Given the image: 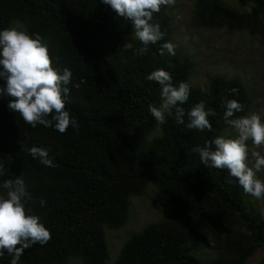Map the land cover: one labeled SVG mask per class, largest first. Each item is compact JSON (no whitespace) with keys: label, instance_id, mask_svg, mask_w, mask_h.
I'll list each match as a JSON object with an SVG mask.
<instances>
[{"label":"trees","instance_id":"16d2710c","mask_svg":"<svg viewBox=\"0 0 264 264\" xmlns=\"http://www.w3.org/2000/svg\"><path fill=\"white\" fill-rule=\"evenodd\" d=\"M246 2L249 11L224 0H195L193 23L264 39V0ZM169 5H161L152 18L163 39L137 55L133 49L142 45L132 40L129 22L100 0H0V29L20 24L45 37L53 66L69 68L79 85H69L65 105L78 128L64 133L25 124L8 109L9 98L0 96V182L20 176L32 196L27 207L50 232L45 245L24 250L20 264H69L72 259L105 264L107 231L127 225L132 198L144 195L150 184L157 191L152 207L169 210L131 235L112 264H246L264 247V198L262 214L253 212L226 169L202 165L191 151L228 128L222 119L224 100L243 105L234 116L249 113L252 98L244 84L215 76L206 90L189 87L182 107L187 111L204 101L216 113L208 117L211 131L187 129L167 116L159 124L148 112V105L160 99L159 86L145 78L151 71L163 68L175 85L187 82L195 68L187 56L160 54V44L172 35ZM131 42L133 49H123ZM33 146L47 149L52 167L29 155ZM204 247L213 258L200 257ZM10 259L5 253L0 264Z\"/></svg>","mask_w":264,"mask_h":264},{"label":"clouds","instance_id":"9594fccd","mask_svg":"<svg viewBox=\"0 0 264 264\" xmlns=\"http://www.w3.org/2000/svg\"><path fill=\"white\" fill-rule=\"evenodd\" d=\"M171 0H100L118 17L127 20L132 28V40L141 47L133 49L126 43L123 49H133L137 55H144L148 45H155L163 39L158 23H153V14L160 11L161 5ZM175 45L170 41L160 44V54L174 56ZM55 57L50 56V43L39 33H29L16 26L0 29V96L8 97L7 107L19 115L23 122L32 128L37 124L52 127L64 133L69 127L78 128V122L70 116L65 105L69 102V85L79 88L72 80L69 68L53 66ZM147 80L159 86V103L148 105V112L159 124L171 117L176 124L190 130L211 131L208 117L216 113L205 107L204 101L194 103L187 111L182 107L189 99V86L186 82L172 83L171 74L163 68L151 71ZM236 89H230L235 95ZM222 119L225 125L235 131L234 137L214 136L205 140L204 145H196L191 151L198 155L202 165L216 169H226L235 178L243 192L256 199L264 198V180L256 173L264 169V155L251 153L247 141L253 145H264V119L258 113L234 116L240 113L243 105L235 99L223 101ZM29 155L45 167H52L53 161L45 148L33 146ZM32 200L28 186L20 176L0 182V256L11 257L9 264H20L24 250L34 244L45 245L50 232L27 207ZM43 208L45 201L40 199Z\"/></svg>","mask_w":264,"mask_h":264},{"label":"rangeland","instance_id":"374dc122","mask_svg":"<svg viewBox=\"0 0 264 264\" xmlns=\"http://www.w3.org/2000/svg\"><path fill=\"white\" fill-rule=\"evenodd\" d=\"M194 1L171 0L168 8L173 17L169 41L175 45L174 56H187L195 63V68L186 83L189 87L206 90L211 77L237 78L244 84L252 98L248 114L255 112L264 119V39L258 35L251 36L245 31L228 32L224 29L195 26L192 12ZM224 1L236 10L243 8L250 10L246 0ZM16 27L23 29L20 24ZM222 135L231 138L235 136V131L228 127ZM246 143L250 159L252 152L264 155V145H253L250 140ZM256 175L264 180V169ZM156 192L153 185H148L144 195L132 198L127 225L120 230L107 231L110 254L105 264L113 263L123 243L131 235L149 224L160 221L167 214L169 207L160 209L152 207ZM247 200L250 210L262 214V198L256 199L247 195ZM208 245L212 243L208 241ZM200 257L209 260L214 257V252L204 247ZM69 264L82 262L80 259H72ZM246 264H264V247L257 250Z\"/></svg>","mask_w":264,"mask_h":264}]
</instances>
